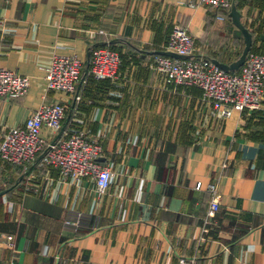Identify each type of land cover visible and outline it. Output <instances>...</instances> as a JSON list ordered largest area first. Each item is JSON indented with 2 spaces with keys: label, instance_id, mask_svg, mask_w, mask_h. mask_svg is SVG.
<instances>
[{
  "label": "crops",
  "instance_id": "0c3cea01",
  "mask_svg": "<svg viewBox=\"0 0 264 264\" xmlns=\"http://www.w3.org/2000/svg\"><path fill=\"white\" fill-rule=\"evenodd\" d=\"M232 1L262 49L264 0ZM187 2L0 0V64L29 78L22 97H0V138L42 102L60 101L61 135L85 131L112 172L98 192L45 150L24 164L0 161V264H264V97L224 116L199 88L167 83L152 67L176 25L197 54L226 64L240 55L229 16ZM95 44L119 52L116 78L89 73ZM54 52L83 62L73 93L46 88ZM58 131L42 127L48 141ZM210 182L220 192L214 215Z\"/></svg>",
  "mask_w": 264,
  "mask_h": 264
},
{
  "label": "built area",
  "instance_id": "2783aa9c",
  "mask_svg": "<svg viewBox=\"0 0 264 264\" xmlns=\"http://www.w3.org/2000/svg\"><path fill=\"white\" fill-rule=\"evenodd\" d=\"M208 5L229 13L231 0H188L190 8ZM225 18V13L218 16ZM164 50L175 52V58L163 54L152 56V67L161 73L165 81L175 85L194 86L202 91V97L222 115L228 116L234 109L257 108L264 97V53L249 51L238 70L219 67L212 59L198 56L194 37L187 28L176 25L169 33ZM121 57L109 45H94L90 49L89 73L96 79L116 78ZM82 60L76 54L52 53L46 67L48 90L73 93L81 76ZM29 86L26 75L7 69L0 64V97H22ZM78 97V96H77ZM65 106L60 101L42 102L29 114L22 126H12L0 138V161L24 164L45 150V159L55 165L62 174L73 179L89 177L94 180L98 192H104L110 183L111 170L99 161L102 146L90 139L82 129L48 141L42 127L55 132L61 128ZM197 181L196 187L200 186ZM210 201L208 214L219 208L220 192L216 183L208 184ZM9 244H12L10 241ZM180 264H191L180 258Z\"/></svg>",
  "mask_w": 264,
  "mask_h": 264
},
{
  "label": "water",
  "instance_id": "95a60500",
  "mask_svg": "<svg viewBox=\"0 0 264 264\" xmlns=\"http://www.w3.org/2000/svg\"><path fill=\"white\" fill-rule=\"evenodd\" d=\"M228 16L231 19L232 23L234 25H236V27L239 28V30L242 32L243 39H244L243 49H242L240 55L238 56V58L236 60H234L233 62H231L230 64L220 62L216 59H212V61L215 62L219 67H221L225 70H236L242 65V63L244 62V60L246 58V55L248 54V52L251 49L252 35H251L250 31L248 30V28L241 22L240 13L237 11L234 1L231 2V7H230V11L228 13ZM153 52H154V54H163V55H168V56L175 57V58L181 57V55H179L175 52H172V51H168V50H156ZM63 129H64V125L61 126L56 137H59L61 135ZM54 140H55V138L52 140V142ZM20 177H22V175ZM6 190H7V188L0 190V195L3 194Z\"/></svg>",
  "mask_w": 264,
  "mask_h": 264
},
{
  "label": "trees",
  "instance_id": "16d2710c",
  "mask_svg": "<svg viewBox=\"0 0 264 264\" xmlns=\"http://www.w3.org/2000/svg\"><path fill=\"white\" fill-rule=\"evenodd\" d=\"M200 6H205V7H207V8H209V9H214L216 12H218V13H225V18L226 19H228V13L226 14V12L225 11H222V10H220V9H216V8H213V7H211V6H208V5H200ZM224 18V19H225ZM251 35H252V32H251ZM253 36V35H252ZM256 39H260L261 40V37H258L257 35H255V37L253 38V41H252V46H251V49H250V51L251 52H261V53H264V44H263V48L262 49H257V48H255L254 47V42L256 41ZM262 43H264V41H262ZM95 45H99V44H95ZM100 45H106V44H100ZM108 45V44H107ZM111 48H113V46H111V45H109ZM114 49V48H113ZM163 50H164V48H163ZM198 56H205V57H208V58H210L209 56H207V55H201V54H197ZM211 59V58H210ZM238 70V69H237ZM235 71V70H234ZM93 77V76H92ZM96 79V78H95ZM105 79H107V78H105ZM253 109H255V108H253Z\"/></svg>",
  "mask_w": 264,
  "mask_h": 264
}]
</instances>
